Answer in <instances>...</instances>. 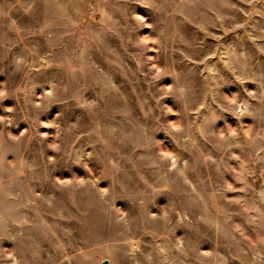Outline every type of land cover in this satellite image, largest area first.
<instances>
[{
  "label": "rangeland",
  "instance_id": "374dc122",
  "mask_svg": "<svg viewBox=\"0 0 264 264\" xmlns=\"http://www.w3.org/2000/svg\"><path fill=\"white\" fill-rule=\"evenodd\" d=\"M264 264V0H0V264Z\"/></svg>",
  "mask_w": 264,
  "mask_h": 264
},
{
  "label": "water",
  "instance_id": "95a60500",
  "mask_svg": "<svg viewBox=\"0 0 264 264\" xmlns=\"http://www.w3.org/2000/svg\"><path fill=\"white\" fill-rule=\"evenodd\" d=\"M103 264H109V260H104Z\"/></svg>",
  "mask_w": 264,
  "mask_h": 264
}]
</instances>
